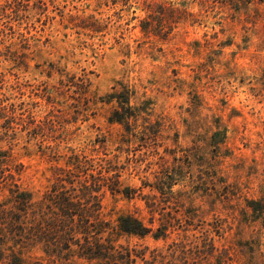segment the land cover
<instances>
[{
    "label": "rangeland",
    "instance_id": "374dc122",
    "mask_svg": "<svg viewBox=\"0 0 264 264\" xmlns=\"http://www.w3.org/2000/svg\"><path fill=\"white\" fill-rule=\"evenodd\" d=\"M124 90L129 131L106 98ZM1 152L36 200L72 154L120 167L132 192L105 191L102 213L148 224L154 198L169 238L119 243L157 250L160 264H183L174 243L208 231L217 250L200 264H264V0H0ZM24 258L91 264L39 248Z\"/></svg>",
    "mask_w": 264,
    "mask_h": 264
},
{
    "label": "trees",
    "instance_id": "16d2710c",
    "mask_svg": "<svg viewBox=\"0 0 264 264\" xmlns=\"http://www.w3.org/2000/svg\"><path fill=\"white\" fill-rule=\"evenodd\" d=\"M106 98L108 103L116 100L121 106L120 110L112 113L110 122L124 125L129 131L127 128L130 127V120L138 115L131 108H125L130 104L128 90ZM146 135L143 134V138ZM5 157L4 152H1L0 187L11 183L12 188L9 189V201L0 203V264H25L24 251L27 248H39L51 260L66 262L75 257L85 259L91 264L162 262L157 250H137L119 243V238L123 236L141 239L151 237L155 241L169 238L168 230L172 220L167 218L168 215L160 227H154L157 214L154 198L151 204H147L151 213L148 224L132 214L120 215L113 224L102 213L105 191L119 195L127 194L126 191L132 192L121 181L120 167L105 169L95 159L72 154L63 167H56L47 190L36 200L32 192L16 182L22 174L23 166L8 164ZM99 167L105 170L97 175ZM164 186L171 190L173 184L167 180ZM169 216L172 217L171 213ZM180 229L184 233L187 231L185 225H180ZM202 238L201 241L195 235V245L190 249L174 243L171 253H174L175 258L179 252L183 264H188L190 259L195 264H200L217 250L209 231ZM200 242L203 243V250L199 253ZM172 248L173 245L168 250ZM221 256L222 254L218 255L215 263L210 264H228L225 257Z\"/></svg>",
    "mask_w": 264,
    "mask_h": 264
}]
</instances>
